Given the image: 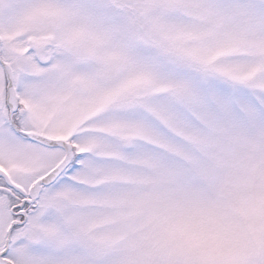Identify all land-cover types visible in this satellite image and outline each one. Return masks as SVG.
I'll use <instances>...</instances> for the list:
<instances>
[{
    "label": "snow or ice",
    "instance_id": "snow-or-ice-1",
    "mask_svg": "<svg viewBox=\"0 0 264 264\" xmlns=\"http://www.w3.org/2000/svg\"><path fill=\"white\" fill-rule=\"evenodd\" d=\"M0 264H264V0H0Z\"/></svg>",
    "mask_w": 264,
    "mask_h": 264
}]
</instances>
